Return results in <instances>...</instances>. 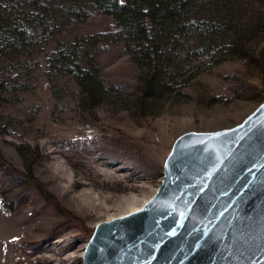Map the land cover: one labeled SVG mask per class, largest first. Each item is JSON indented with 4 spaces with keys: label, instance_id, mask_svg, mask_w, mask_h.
<instances>
[{
    "label": "rangeland",
    "instance_id": "374dc122",
    "mask_svg": "<svg viewBox=\"0 0 264 264\" xmlns=\"http://www.w3.org/2000/svg\"><path fill=\"white\" fill-rule=\"evenodd\" d=\"M35 1L0 0L12 28V44L0 45V149L12 166L0 172V264H84L96 226L130 213L121 197L143 206L156 194L179 136L233 128L261 105L264 31L250 40L258 63L206 66L181 92L142 101V72L123 44L75 46L113 32L111 16L91 9L80 23L58 0H39L46 14ZM60 49L92 58L96 97L58 63Z\"/></svg>",
    "mask_w": 264,
    "mask_h": 264
},
{
    "label": "water",
    "instance_id": "95a60500",
    "mask_svg": "<svg viewBox=\"0 0 264 264\" xmlns=\"http://www.w3.org/2000/svg\"><path fill=\"white\" fill-rule=\"evenodd\" d=\"M84 264H264V101L243 123L179 136L160 188L99 223Z\"/></svg>",
    "mask_w": 264,
    "mask_h": 264
},
{
    "label": "trees",
    "instance_id": "16d2710c",
    "mask_svg": "<svg viewBox=\"0 0 264 264\" xmlns=\"http://www.w3.org/2000/svg\"><path fill=\"white\" fill-rule=\"evenodd\" d=\"M58 2L65 14L80 23L91 15V9L113 18V32L78 38L75 46L94 47L102 38L111 44H123L141 69L142 101H156L166 93L181 92L206 66L233 59L259 62L250 49V40L264 31V0ZM33 5L43 14L48 12V7L39 0ZM4 19L9 17H0L2 48L6 43L12 44V28L5 25ZM54 57L77 75L87 95L96 97L98 88L92 78L93 70L87 68L93 62L88 53L81 56L77 50L60 49ZM4 133L0 128V134ZM11 168L0 149V172H9ZM3 209L10 208L4 204Z\"/></svg>",
    "mask_w": 264,
    "mask_h": 264
},
{
    "label": "bare ground",
    "instance_id": "6f19581e",
    "mask_svg": "<svg viewBox=\"0 0 264 264\" xmlns=\"http://www.w3.org/2000/svg\"><path fill=\"white\" fill-rule=\"evenodd\" d=\"M135 186L134 185H123L122 187H121V189L120 190H122V191H130V190H133V188H134ZM119 188V187H118ZM90 192H88V195L90 196V198H91V200L92 201H98L99 200V195H96V196H94L95 195V193H94V190H92V189H90L89 190ZM87 192V191H86ZM94 194V195H93ZM137 196V195H136ZM135 196V194H133V193H131L130 195H128V196H126V197H121V199H123L122 200V203L124 204V206H126V208L128 207L129 208V212H133V211H136V210H138V209H140L142 206H141V203H139V199H137V197ZM104 198V197H103ZM102 199V198H101ZM106 199V198H105ZM83 201L84 202H86V203H88L89 201H87L86 200V197L83 199ZM108 201V200H107ZM106 202V201H105ZM103 200L100 202V204H98V206L99 205H102L103 203H105ZM120 202V201H119ZM121 203V205H123ZM82 204H83V202H82ZM84 206H87V204H84ZM123 207V206H122ZM124 212H127L126 210L124 211ZM114 219V218H113ZM112 220V219H111ZM107 221H109V220H107Z\"/></svg>",
    "mask_w": 264,
    "mask_h": 264
}]
</instances>
